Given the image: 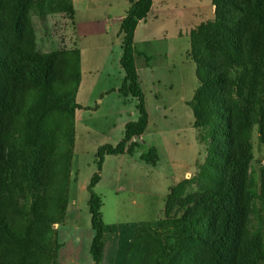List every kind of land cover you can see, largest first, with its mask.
Here are the masks:
<instances>
[{
    "label": "trees",
    "instance_id": "16d2710c",
    "mask_svg": "<svg viewBox=\"0 0 264 264\" xmlns=\"http://www.w3.org/2000/svg\"><path fill=\"white\" fill-rule=\"evenodd\" d=\"M120 21L118 89L136 100L137 119L115 146L95 155L87 186L93 232L89 252L101 264V198L94 193L106 156L131 155L147 126L133 36L152 0H128ZM211 20L189 34L198 86L187 103L205 149L196 175L172 186L163 215L137 225L123 264H262L264 240L252 225L264 206V173L251 172V132L264 143V0H211ZM72 20V0H0V264H57L55 226L65 219L75 142L78 48L41 51L31 16ZM140 160L156 165L154 147ZM197 190L187 191L192 185Z\"/></svg>",
    "mask_w": 264,
    "mask_h": 264
},
{
    "label": "rangeland",
    "instance_id": "374dc122",
    "mask_svg": "<svg viewBox=\"0 0 264 264\" xmlns=\"http://www.w3.org/2000/svg\"><path fill=\"white\" fill-rule=\"evenodd\" d=\"M94 17L100 20L101 14L95 13ZM31 18L39 50L70 49L76 46L82 51L83 71L88 83L94 77L100 76L103 79L107 74L110 81L118 82V58L121 55L118 29L102 39L85 35L74 45V28L63 14L48 15L43 24L34 15ZM87 21L88 16L83 14L74 23V26L77 24L81 28L78 35L93 32L92 28L96 24ZM188 42V39L168 40V44L156 45L155 53H151L153 72L145 76L150 114L145 137L131 155L107 156L102 182L93 189L102 201L100 212L105 249L101 264L124 263L137 225L161 218L164 201L174 179L178 177L180 182L193 178L205 159L204 146L198 141V130L193 127L191 109L185 103L192 99L198 86L195 64L184 49L189 46ZM104 47H108V50ZM166 48L169 58L166 57ZM98 65H104V69L102 67L99 70ZM131 99L130 106L127 104L129 108L122 114L134 120L136 111L132 106L135 100ZM94 104L97 105V100L91 106ZM131 111L134 114L132 116L129 114ZM117 116L111 112L105 113L104 109L96 112L87 109L77 123L68 186V197L74 206L69 207L65 223L55 226L60 245L57 264H93L89 252L93 232L87 186L96 172L95 155L98 148L104 145L115 146L123 138L124 129L117 124ZM251 143L254 153L251 172L259 182L261 172L264 173V143L258 139L256 126L251 132ZM144 144H151L159 150L160 163L155 169L142 166L146 164L140 160V155L148 147ZM185 172L190 173L182 178ZM197 188L196 184H192L187 191H195ZM256 207L258 212L252 216V225L260 229L264 240V206L257 202Z\"/></svg>",
    "mask_w": 264,
    "mask_h": 264
},
{
    "label": "crops",
    "instance_id": "0c3cea01",
    "mask_svg": "<svg viewBox=\"0 0 264 264\" xmlns=\"http://www.w3.org/2000/svg\"><path fill=\"white\" fill-rule=\"evenodd\" d=\"M72 3L74 15L73 19L69 20L71 21L72 29L74 28L72 32L74 45L79 38H84L85 35L102 39L107 37L112 31H116V29L119 30L120 21L124 18L129 7L128 0H72ZM95 13L101 14L100 20L94 17ZM83 14L88 16L87 22L89 24H96L97 26H99V24L101 23L102 26L96 27L95 25L92 28L93 32H83L86 34H83V36L78 35L77 33L81 31V28L77 24V27L74 26V23L77 22L78 17ZM213 14L214 7L211 4V0H152V5L149 13L142 21L137 24L133 36V47L135 49V66L139 79V85L143 92L144 105L148 116L146 129L140 137L141 141H143L150 124V114L148 111L145 93V84L147 81L145 80V76L148 72H153L151 53H155L157 44H168V40L178 41L183 39L185 41L186 39H188L189 41L190 32L199 24L211 20L213 18ZM188 44L189 46L187 48H184L186 54H188L190 49V41L188 42ZM104 49L108 50V47H104ZM78 50L80 52L81 78L78 90L76 92L75 101L82 108L80 110H77L75 113V134L77 123L80 121V116L84 111H87V109H89V111L91 112H96L97 110L99 111L101 109H104L105 113L111 112L118 115L117 118L119 119V121L117 124L124 129V126L128 122H132L137 119V110L136 100L134 99L135 104H133L132 107H135V119L131 120L130 117L126 118L125 115L122 114L127 110V108H129L132 100L131 96L122 97L118 93V89L120 88L124 78L123 70L119 65L120 73L118 82L110 81V76L107 74V76L103 77V79L100 76L94 77L93 81H90V83H88V79L85 77L83 71L82 51L80 48H78ZM167 51L168 48H166V57L169 58ZM120 57L118 58V62L120 61ZM102 67L104 69V65H98L99 70ZM98 69L97 72L99 73ZM151 77H153V75H151ZM153 81L155 83L154 79ZM154 83L152 82L153 88ZM96 100L97 105L94 104V106H91V103H95ZM182 100L185 101V99ZM188 102L185 101V103ZM127 104H129V106H127ZM129 114L130 116L134 115L133 111L129 112ZM146 146L154 147L156 149L159 160L154 166L146 163H144L146 165L142 166L146 168L150 166V168L155 169L160 163L159 150L156 146H153L151 144H147ZM123 155L125 154L118 156ZM106 158L107 156L104 158L102 164L100 180L94 187V189H96L102 182ZM189 173L190 172H185L181 177L186 178ZM178 179V177L174 179L173 186L178 183ZM71 206H74V204H72L68 197L65 219L67 218L68 209ZM65 219L62 224L65 223ZM57 227H59V225ZM104 249L105 246L103 243V250Z\"/></svg>",
    "mask_w": 264,
    "mask_h": 264
}]
</instances>
